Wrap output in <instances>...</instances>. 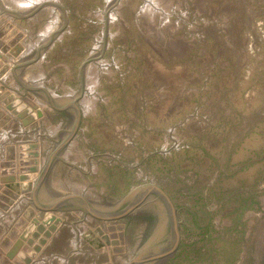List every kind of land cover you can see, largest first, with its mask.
Returning a JSON list of instances; mask_svg holds the SVG:
<instances>
[{
  "label": "rangeland",
  "instance_id": "374dc122",
  "mask_svg": "<svg viewBox=\"0 0 264 264\" xmlns=\"http://www.w3.org/2000/svg\"><path fill=\"white\" fill-rule=\"evenodd\" d=\"M21 1L0 0V264H127L140 226L34 201L60 181L112 205L141 180L175 207L173 264H264V0H52L38 45L55 20Z\"/></svg>",
  "mask_w": 264,
  "mask_h": 264
},
{
  "label": "water",
  "instance_id": "95a60500",
  "mask_svg": "<svg viewBox=\"0 0 264 264\" xmlns=\"http://www.w3.org/2000/svg\"><path fill=\"white\" fill-rule=\"evenodd\" d=\"M39 59H35L37 62ZM32 91H40L38 88H32ZM45 94V93H44ZM76 95V94H75ZM72 96L71 98H73ZM45 98L51 101V104L56 102V99H51L48 95ZM46 167L43 170L41 181L46 173ZM155 197L158 203L162 204V209L168 213V217L171 220V229L173 233V247L171 251L177 247L179 243V233H178V222L176 219V210L174 205L168 196L163 192L162 188L154 184H143L136 188L131 189L128 194L115 204L108 205L102 204L98 201L89 199L86 196L81 195H59L52 194L47 198L45 197L44 202L47 204L43 207L39 206V201H34L35 205L44 212H81L85 218L89 217L91 220H97L101 222H114L122 220L131 214H133L142 201L146 197ZM145 258L144 253L137 254L130 258L128 264H136L137 261Z\"/></svg>",
  "mask_w": 264,
  "mask_h": 264
},
{
  "label": "flooded vegetation",
  "instance_id": "af4514ba",
  "mask_svg": "<svg viewBox=\"0 0 264 264\" xmlns=\"http://www.w3.org/2000/svg\"><path fill=\"white\" fill-rule=\"evenodd\" d=\"M152 182L141 180L140 185L152 184ZM120 221L124 222L123 228L126 229L130 226L141 227L132 257L144 253L145 258L137 261L136 264H173L181 245L178 243L171 251L174 239L171 220L157 198L146 197L133 214Z\"/></svg>",
  "mask_w": 264,
  "mask_h": 264
},
{
  "label": "bare ground",
  "instance_id": "6f19581e",
  "mask_svg": "<svg viewBox=\"0 0 264 264\" xmlns=\"http://www.w3.org/2000/svg\"><path fill=\"white\" fill-rule=\"evenodd\" d=\"M3 1V0H2ZM10 1V0H9ZM18 1V0H17ZM23 1V0H22ZM21 1V2H22ZM54 1V0H53ZM115 0H105V2H106V4H107V6L108 7H111L112 5V3L114 2ZM153 1V0H152ZM24 3H26L27 4V2H25V1H23ZM49 2H52V0L51 1H48V0H36L35 2L32 0V1H29V5L28 6H30V7H28L29 9H31V11H32V9H34V8H36L37 6H40V7H44L43 8V10L45 11V12H49V13H51V15L53 16V18H54V22H53V26L51 25L50 27H47L46 29L48 30V32L47 33H45V31H44V33H42L41 34V36H40V39L39 40H37L36 42H37V44H35V45H38V43L39 44H42L43 42H44V40H46L47 38H49V37H51L53 34H55L56 32H58V31H60V28L61 27H59L60 26V24H62V20H64L63 19V14L60 12V10L58 9V8H56L53 4H49ZM6 3V2H5ZM5 3H4V5H5ZM14 3H16V2H14ZM149 4V3H148ZM148 4H146V5H148ZM33 5V6H32ZM16 5H14V7H15ZM23 7V6H22ZM10 8V7H9ZM12 8H10V9H8L7 8V5H6V8L4 7V11H6V12H8V13H10V14H17V15H21V14H24L23 12H19L20 10H14V11H12L11 10ZM20 9H22V8H20ZM25 9V8H24ZM38 9V8H37ZM111 9V8H110ZM146 9H147V7H146ZM26 10V9H25ZM23 11V10H22ZM1 12V11H0ZM109 12V11H108ZM28 13V12H27ZM103 13V12H102ZM26 14V13H25ZM99 15H101V14H99ZM109 17V16H108ZM113 18H114V14L111 12L110 13V17H109V19L110 20H113ZM109 21V20H108ZM60 23V24H59ZM48 26V25H47ZM102 40V39H101ZM100 40V41H101ZM103 41V40H102ZM101 41V42H102ZM50 42H48V43H45V44H49ZM97 46H98V48L97 49H95V51L96 50H98L99 48H101V45H98L97 44ZM35 48V47H34ZM27 49H29V48H27ZM31 49V48H30ZM26 50V49H25ZM32 50V49H31ZM35 50V49H34ZM30 51V50H29ZM94 51V52H95ZM99 51V50H98ZM97 51V52H98ZM26 52H28V51H26ZM28 54V53H27ZM31 54V53H30ZM23 55V54H22ZM21 58L23 59V57L21 56ZM38 63V62H37ZM102 66V65H101ZM93 67H94V69L95 68H99L97 65L96 66H94V62H91V63H89V65L85 68V77H84V79L86 80V78L88 77L86 74H88V72H89V70L90 71H92L93 70ZM97 70V69H96ZM98 70H100V69H98ZM96 73H97V71H96ZM98 75L99 74H96V75H94L95 76V78L92 80L93 82V85L92 86H89L88 85V83H87V88L86 89H89L90 91H92V89L95 87V85H96V83L95 82H97V78L96 77H98ZM91 77V79H92V75L90 76ZM87 79H89V77L87 78ZM90 79V80H91ZM96 79V80H95ZM22 80L24 81H22L21 83L25 86V87H27L28 89H32V88H38L39 86V84L41 83H39L38 85H34V83L33 84H31V83H29V82H32V81H29L28 79H26L25 78V76L22 78ZM90 80H89V82H90ZM86 83V82H85ZM38 89H40V88H38ZM88 90V91H89ZM43 93H45V92H43ZM89 93V92H88ZM71 94V93H70ZM73 95H69L68 97H71V96H75V92H73L72 93ZM45 95H48V97L49 98H51L52 100L53 99H55V98H58V96H56V95H54V94H49V93H47L46 92V94ZM91 96H92V94H90ZM85 99H88V97L86 98L85 97ZM85 99H83V101L80 103L81 105H82V108L81 109H83V110H81L82 111V113L84 114V113H86V111H88V110H91L92 108H93V104L91 103H89V100H85ZM41 100V99H40ZM95 100V99H94ZM42 101V103L44 104V106L46 105V106H48V108L50 107V108H52V104H51V101L50 100H48V102H45V101H43V100H41ZM91 102V101H90ZM42 104V105H43ZM80 106V105H79ZM49 108V109H50ZM65 129V128H64ZM60 133V132H59ZM55 134H57V133H51L50 135H48V137L49 138H51V139H53V137L55 136ZM58 136V134L56 135V137ZM57 138H60V137H57ZM55 139V138H54ZM57 141V140H56ZM72 141V140H71ZM71 141H70V143H71ZM70 143H68V146H67V149H66V151L67 152H65L63 155H62V157H60V160H66L67 159V153L69 154V150H70V147H72L71 145H70ZM78 144V143H77ZM55 149V148H54ZM53 149V150H54ZM69 149V150H68ZM72 149V148H71ZM71 151V150H70ZM51 188L53 189V190H55L54 192H57L59 195H81V196H86V197H88L89 199H92V200H96V198H95V196L94 195H92L91 193H89V192H87L85 189H80L79 187H77V186H74V185H71V184H67V185H65V184H63V183H61L60 181H54L52 184H51ZM88 194H89V196H88ZM1 214V213H0ZM56 214H59V216H61L60 214H62V212H56ZM4 215V214H3ZM88 219H90L89 217H87ZM89 221V220H88ZM77 239V238H76ZM129 263V262H128Z\"/></svg>",
  "mask_w": 264,
  "mask_h": 264
},
{
  "label": "built area",
  "instance_id": "2783aa9c",
  "mask_svg": "<svg viewBox=\"0 0 264 264\" xmlns=\"http://www.w3.org/2000/svg\"><path fill=\"white\" fill-rule=\"evenodd\" d=\"M150 1H151V0H150ZM156 10H159V9L157 8ZM164 13H165L164 15L161 14V18H160V19L162 20L163 23H164V22H168V19H169V18L167 17L168 14H167L166 12H164ZM75 239H76V238H75ZM75 242H76V241H75Z\"/></svg>",
  "mask_w": 264,
  "mask_h": 264
},
{
  "label": "crops",
  "instance_id": "0c3cea01",
  "mask_svg": "<svg viewBox=\"0 0 264 264\" xmlns=\"http://www.w3.org/2000/svg\"><path fill=\"white\" fill-rule=\"evenodd\" d=\"M21 16H23V15H21ZM49 90V89H48Z\"/></svg>",
  "mask_w": 264,
  "mask_h": 264
}]
</instances>
